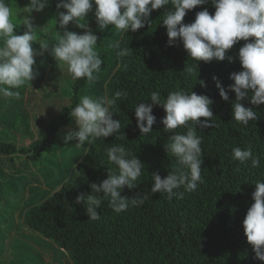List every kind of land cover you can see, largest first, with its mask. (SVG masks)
Here are the masks:
<instances>
[{
    "label": "trees",
    "instance_id": "1",
    "mask_svg": "<svg viewBox=\"0 0 264 264\" xmlns=\"http://www.w3.org/2000/svg\"><path fill=\"white\" fill-rule=\"evenodd\" d=\"M12 1L29 8V0L5 3ZM57 3L58 0H49L42 11L33 10L44 17L41 19L46 25L44 35H36L33 29L35 40L30 42L31 46L36 44L34 50L40 53V43L49 45L47 51L34 56L35 78L12 89L19 91L18 97L0 96L1 221L6 223V213L15 216L19 211L17 219L12 218L13 224L28 229L32 241L41 237L66 253L71 264H264L255 257L242 225L254 202L251 194L255 183L264 180V103L254 107L255 120L246 126L237 124L232 118L235 93L227 88L233 83L229 74L242 70L238 50L245 41H238L227 51L226 56L233 57L231 62L227 58L196 62V78L184 71L194 61L182 42L177 39L173 45L167 44L162 19L171 5L153 10L144 27L122 34L114 26L99 30L93 2L84 22L98 37L96 50L103 63L99 73H94V81L73 80L67 65L56 62L51 55L52 46L64 31L57 24V13L66 10L57 9ZM205 9L214 14L211 0L187 11L182 22L192 23L196 13ZM13 24L14 31L24 34L27 30L23 23ZM66 27L77 34L86 31L73 22ZM116 42L119 48L113 47ZM128 47L130 55L118 54ZM213 76L228 91V101L220 97ZM200 80L206 87L201 86ZM180 89L212 99L213 126H196L197 135L202 138L204 182L193 192L180 188L176 191L183 192L182 197L168 199L166 193L151 192V174L158 172L164 178L177 166L164 146L174 132L186 134L187 128L181 126L174 132H165L161 123L164 109L153 105L152 114L157 122L150 134L143 135L136 126L134 108L140 102L150 103L154 91L165 99L168 93ZM116 91L126 93L111 109L112 118L121 122L120 131L92 143L85 142L71 159L54 154L59 170L52 171L56 162L51 160L54 151L64 146L71 148L75 143L73 140L64 144L62 139L70 128L76 127L71 108L85 95L112 98ZM241 103L253 107L247 100ZM123 135L125 139L121 138ZM117 144L124 145L145 165L141 181L133 189L125 187L121 195L141 194L147 199L142 206L119 214L102 201L96 209L100 219H88L84 203H76L75 197L91 194L90 184H99L107 178L108 168H116L108 162L106 149ZM249 146L261 160L257 168H252L250 161L240 164L231 158L234 147ZM46 156L49 159H44Z\"/></svg>",
    "mask_w": 264,
    "mask_h": 264
},
{
    "label": "clouds",
    "instance_id": "2",
    "mask_svg": "<svg viewBox=\"0 0 264 264\" xmlns=\"http://www.w3.org/2000/svg\"><path fill=\"white\" fill-rule=\"evenodd\" d=\"M95 4L96 24L100 31L109 26L120 33L132 32L149 23L153 10L171 5L166 8L162 24L166 28L167 44L173 45L177 39L182 42L188 56L194 65L185 67L188 75L197 78L198 61L210 62L213 59L229 62L233 57L226 56L229 49L238 41H245L238 50V59L242 70L232 72L229 78L233 81L228 90L235 93L232 101V118L240 125H248L257 118L255 106L264 103V0H211L215 7L210 15L205 9L196 13L190 24L183 23L187 11L203 5L207 0H58L57 9L66 11L57 13V24L64 29L63 35L58 37V43L52 46L51 55L56 62L67 65V71L73 80L96 79L94 73H99L102 59L96 50L98 37L84 22L88 12ZM49 0H29L28 12H40ZM11 9L0 0V96L13 98L19 96V89L35 78L33 65L34 56L42 54L49 48L48 43H40L41 52L37 53L31 46L35 40L33 23L30 16H26L23 24L26 31L23 35L13 34L14 24L11 22ZM73 22L77 27L86 29L83 34L68 31L67 25ZM252 38L251 40L249 38ZM119 48V42L113 44ZM131 48L120 49L119 55H130ZM215 86L220 97L228 101L229 95L220 81L213 76ZM199 83L206 87L203 80ZM126 93L116 91L112 98L103 96L92 98L83 96L80 102L71 108V117L75 122V129H69L63 136V143L75 140L76 147H83L85 142L92 143L97 139L106 138L118 133L121 122L113 119L111 109L117 100H123ZM253 107H245L241 101ZM212 99L195 92L176 90L161 99V93L154 91L150 95V103L140 102L134 108L136 126L140 133L148 135L153 131L152 126L157 118L152 114L153 105L161 106L165 115L161 118L165 132H174L181 126L187 128L186 134L175 133L170 142L165 144V152L175 158L177 166L161 178L158 172L151 174L152 193H166L168 199L183 196V192L176 190L183 188L185 192H193L202 184V138L197 135V125L200 129L212 127L213 112L210 105ZM204 117L206 119L201 120ZM191 122V123H189ZM125 139L124 135L121 137ZM107 159L115 169L108 168L107 178L99 184L91 183L92 193L85 196L80 193L75 197L76 203L83 202L88 219L99 220L96 209L106 201L117 214L140 207L147 199L146 196L136 194L134 197L122 196V190L127 187L133 189L141 181L144 164L134 153L124 145L117 144L106 149ZM231 158L240 164L251 162L252 168H257L261 160L254 155L251 147L241 149L234 147ZM264 180L255 183L252 192L253 203L248 208L242 221L247 242L251 245L255 257L264 261Z\"/></svg>",
    "mask_w": 264,
    "mask_h": 264
},
{
    "label": "rangeland",
    "instance_id": "3",
    "mask_svg": "<svg viewBox=\"0 0 264 264\" xmlns=\"http://www.w3.org/2000/svg\"><path fill=\"white\" fill-rule=\"evenodd\" d=\"M6 4L9 5L12 12L10 18L12 23H22L26 16H30L33 25L35 24L36 35H44L46 24L45 21L42 22L41 18L44 19L43 16L36 14L35 11L28 12V9L13 1ZM13 34L23 35L20 32L14 31V29ZM35 45L32 44L33 49H35ZM0 46H2V41H0ZM61 148L62 150H60ZM82 149L83 147H76L75 143L72 144L71 148H67L66 146L57 148L51 157V160H56L52 171L57 173L59 170L56 156L60 157V155H63L71 159ZM54 154L56 155L55 157H53ZM44 159H49V157L46 156ZM45 161L48 163L47 160ZM18 213L19 211L15 212V216L11 212L6 213L5 218L7 216L10 224H7V218L6 223L2 222L0 218V264H71L66 253L47 243L41 237H36V240L32 241L31 232L28 229L24 226L17 227V225H14L12 218L15 217L17 219Z\"/></svg>",
    "mask_w": 264,
    "mask_h": 264
}]
</instances>
